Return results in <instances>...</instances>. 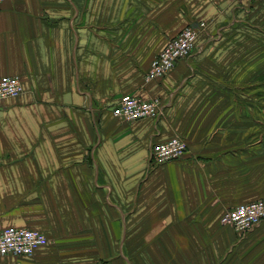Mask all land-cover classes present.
Listing matches in <instances>:
<instances>
[{"label":"crops","instance_id":"0c3cea01","mask_svg":"<svg viewBox=\"0 0 264 264\" xmlns=\"http://www.w3.org/2000/svg\"><path fill=\"white\" fill-rule=\"evenodd\" d=\"M199 23L197 51L147 84L169 40ZM259 28L264 0L0 5V78L24 86L0 104V229L50 240L0 264H264V223L222 224L264 201L263 104L247 98L264 76ZM127 95L160 99L164 116L117 119ZM174 137L186 155L153 163L152 146Z\"/></svg>","mask_w":264,"mask_h":264},{"label":"built area","instance_id":"2783aa9c","mask_svg":"<svg viewBox=\"0 0 264 264\" xmlns=\"http://www.w3.org/2000/svg\"><path fill=\"white\" fill-rule=\"evenodd\" d=\"M221 0H211L217 4ZM240 4L246 0H224ZM6 0H0V5ZM206 24L197 27L188 26L178 36L169 40L163 51L153 61L145 82L150 84L168 76L178 63L188 59L205 30ZM24 94L22 80L18 77L0 78V104ZM117 119L134 124L147 120H158L165 114L160 99H145L138 95L123 96L113 109ZM188 151L187 141L174 137L166 142L152 146V161L156 165H166L182 159ZM225 225L235 228L239 233L247 234L264 223V202L257 201L231 209L225 217ZM49 244L44 232L29 228L8 227L0 229V258H33L36 253Z\"/></svg>","mask_w":264,"mask_h":264},{"label":"rangeland","instance_id":"374dc122","mask_svg":"<svg viewBox=\"0 0 264 264\" xmlns=\"http://www.w3.org/2000/svg\"><path fill=\"white\" fill-rule=\"evenodd\" d=\"M247 2H249V0H246V1H244V2H242V3H240V4H235V5H244L245 3H247ZM186 27H188V26H185V28ZM192 27H197V26H192ZM259 29H261V30H263L264 31V28H259ZM207 30V24H206V27H205V30L203 31V33L205 32ZM201 34V36L202 35H204V34ZM178 36V35H177ZM197 48H198V42H197V44H196V47H195V49H194V51H193V53H192V55L197 51ZM161 53V52H160ZM159 53V54H160ZM191 55V56H192ZM190 56V57H191ZM189 57V58H190ZM188 58V59H189ZM154 61V60H153ZM152 65V64H151ZM250 83H253L254 84V80H251L250 79V81H249ZM254 88H257V91H255V90H253V91H248V93H247V98L248 99H257V101H258V104L259 103H262L263 104V130H264V76H263V81H262V84H259L257 87H254ZM249 109V108H248ZM262 202H264V201H262ZM234 209V208H233ZM231 210V209H230ZM230 210H227L225 213H224V217H223V219H222V224H223V226H228V225H225V222H224V220H225V217H226V215L228 214V212L230 211ZM229 227H231V226H229ZM233 228V227H232ZM236 232H238L235 228H233ZM49 239V238H48ZM49 244H50V240H49Z\"/></svg>","mask_w":264,"mask_h":264}]
</instances>
